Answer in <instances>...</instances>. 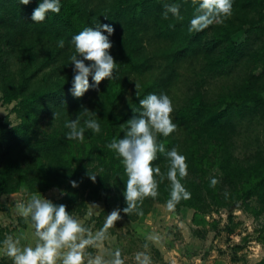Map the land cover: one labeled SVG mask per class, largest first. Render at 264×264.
Wrapping results in <instances>:
<instances>
[{
	"label": "trees",
	"instance_id": "obj_1",
	"mask_svg": "<svg viewBox=\"0 0 264 264\" xmlns=\"http://www.w3.org/2000/svg\"><path fill=\"white\" fill-rule=\"evenodd\" d=\"M173 2L180 5V15L164 16L165 5ZM201 2L61 0L60 12H49L43 21H32L38 0L28 4L0 0V21L6 22L11 31L10 39L0 34V43L4 39L8 44L15 41L26 57V65H36L18 83L8 80L2 90L4 103L15 102L13 111L19 122H0V196L20 187L30 193L60 188L64 196L54 202L64 203L68 211L77 200L81 206L112 188L124 191L128 179L125 166L115 150L107 147L108 142L125 133L127 120L142 107L139 99L150 92L178 97L176 90L181 85L185 91L172 115L177 127L167 136L159 133L157 139L166 150L175 146L186 157L187 174L177 176L191 193L180 202L193 209L191 223L198 227L208 224L204 209L211 206L210 210H228L231 221L233 210L246 207V200L252 196L263 211L264 141L258 130L261 124L264 131V37L260 39L264 34V0H233L232 14L222 23L214 21L201 30H189L190 19ZM250 10L255 11V17H246ZM98 20L114 27L110 51L119 62L116 78L103 79L98 89L90 88L79 98L69 91L73 72L36 85L38 71L53 66L57 59L58 40L63 38L65 43L60 48H66L73 34ZM241 31L245 38L236 44L233 36ZM47 34L53 35L54 45L46 40ZM181 69L187 73H181ZM131 77L139 83L127 110L118 111ZM210 80L216 81L214 86L204 88ZM94 100L102 111L98 114L103 117V133L86 129L81 141L68 138L67 127L61 132L50 124L56 111L71 113ZM241 131L248 140H242L243 150L253 146L255 150L245 156L246 166L244 159H233V167L225 166L227 157L231 158L228 140ZM49 152L58 153V162H46ZM93 160L99 169L95 180L89 178ZM152 164L160 168L159 179V173H154L158 195L144 196L133 210L121 211L127 218L133 219L153 203H165L170 198L169 158L165 152H158ZM216 166L232 183L230 189L225 191L215 176L202 175ZM213 177L217 179L215 185L210 183ZM71 180L78 185L73 187ZM127 203L124 199L120 209ZM211 225L217 227L218 222ZM258 264H264V258Z\"/></svg>",
	"mask_w": 264,
	"mask_h": 264
},
{
	"label": "rangeland",
	"instance_id": "obj_2",
	"mask_svg": "<svg viewBox=\"0 0 264 264\" xmlns=\"http://www.w3.org/2000/svg\"><path fill=\"white\" fill-rule=\"evenodd\" d=\"M247 16L255 17L256 13L250 10L247 12ZM0 34L4 38L10 39L11 31L6 22L0 21ZM260 37V39H263L264 34H261ZM46 38L50 44L54 45L53 35L47 34ZM233 38L236 44L242 43L245 34L241 31L236 33ZM250 39L259 40L254 36H251ZM14 43L15 41L12 44H8L5 39L0 43V122L6 121L11 125H16L19 122L16 113L13 111L15 102L4 103L2 101V90L7 85L8 80L18 83L24 74L29 73L36 67V65H26V57ZM66 45V48L59 47L57 59L53 66L38 71L37 81H34L36 85H45L72 72L69 57L75 51V47L70 41ZM216 54L214 53V55ZM180 72L187 73L185 69H181ZM256 73H259V70ZM138 80L136 77H131L128 92L118 111L127 110V105L130 103L136 85L139 83ZM215 83V80H210L204 88L211 89ZM184 91L185 88L180 85L176 90L178 97H171L173 107L180 103V98H182L181 95ZM84 106L97 111L98 116L96 118L101 125L100 133H103V117L98 114L102 111L99 109L96 100ZM79 110H72L73 112L71 113H57L56 111L50 124L52 127L64 132L65 127H67V121L74 119L76 115H80ZM171 115H173V112ZM83 119L84 117L81 116V123H83ZM49 129L47 128V130ZM69 130L67 127L66 131ZM258 132H260V140L264 141V131L261 128V124ZM231 137L227 144L231 158L227 157L229 161L225 160L226 164L224 163V165L233 167V159H244V164L240 163V165L246 166L245 156L252 154L255 146L251 149L244 147L243 150L241 146L242 140L244 142L248 141L245 139L244 131ZM179 139H182L181 135H179ZM60 155H62L61 152ZM44 159H46L47 163L49 161L51 163L58 162V153L49 152ZM89 168L93 175L96 176L99 169L95 160L92 161ZM202 175L207 178L211 176L218 178L219 184L221 182V187L225 191L232 187V183L229 182L228 177L220 167L216 166ZM159 176L160 173L157 176L158 179ZM123 192L120 189L112 188L108 194L102 193L99 199L86 201L81 206L79 204L80 200H77L70 206L68 211H71L74 217L92 233H95L104 225L107 214L114 208H120L125 199ZM32 194L43 195L53 202L64 196L62 189L54 187L47 191L35 193H30L25 187H20L14 193L0 196V264H14L13 258L7 255L6 244L4 243L9 235L18 239L22 247H34L38 240L31 218L21 215L17 208L20 202H27ZM180 202L181 200L176 203L173 209L167 207V202H155L147 212L133 219L125 217L121 212V219L108 227L107 239L97 242L95 245L87 246L85 251L91 252L93 255H108L112 250L119 248L124 264H138L135 259V254L138 251L148 252L152 264H258L262 261L264 258V210L261 211L262 209L255 197L252 196L246 200L248 203L246 207L235 208L231 213V221L228 220V215L230 214L228 210L220 207L216 211L210 210L212 206L206 207L204 209L205 219L208 224L203 227H198L191 223L193 209L185 205L181 206ZM92 203L97 206L93 207ZM143 205L147 206V203L143 201ZM90 211L91 214H89ZM213 221L218 222L217 227L211 225ZM84 235L86 236L87 233ZM154 235H158L160 239H152ZM66 250L65 248L64 251ZM56 264H61L60 258L57 259Z\"/></svg>",
	"mask_w": 264,
	"mask_h": 264
},
{
	"label": "clouds",
	"instance_id": "obj_3",
	"mask_svg": "<svg viewBox=\"0 0 264 264\" xmlns=\"http://www.w3.org/2000/svg\"><path fill=\"white\" fill-rule=\"evenodd\" d=\"M29 2L30 0H22L23 4ZM232 5L233 0H202L196 14L190 19L189 30H201L214 21L222 23L232 14ZM165 8L164 16L169 13L180 15V5L177 3L166 4ZM60 10L61 0H38L31 20L43 21L49 12L58 13ZM113 32L112 24L98 20L94 25L85 26L71 36L70 43L74 45L75 51L69 57L73 72L69 91L74 97H82L90 88L98 89L99 82L105 78H116L119 62L110 51L113 46L110 39ZM64 43L63 38L58 40V46L63 47ZM139 105L142 107L136 109L138 114L127 120L125 133L119 138L113 137L107 144L108 148L115 150L122 158L125 166L128 179L123 195L128 202L127 206L123 209H112L107 214L104 225L92 233L71 211L66 210L64 203L57 204L43 195L32 194L27 202H20L17 208L21 215L31 218L38 240L34 247H22L18 239L9 235L4 243L7 255L13 258L14 264H56L58 258L61 259V264H124L119 248L112 250L108 255H93L85 249L107 239V229L121 219V211L125 213L133 210L137 201L142 200L144 196L158 195L154 173H159L160 168L152 164L158 152H165L170 161L167 176L172 182V187L167 207L173 209L182 198L191 196L177 176L179 174L183 177L187 174L185 155L175 146L166 150L164 144L157 139V133L167 136L177 127L171 115L174 110L171 97L163 92H150L139 99ZM79 112L80 115L67 121L70 130L66 135L70 139L82 141L86 129L99 132L101 125L96 118L98 115L95 109L81 105ZM81 116L84 117L83 123ZM89 178L95 180L96 176L89 175ZM70 183L73 187L78 185L76 180H71ZM210 183L215 185L217 179L213 177ZM91 205L97 206L95 203ZM152 239L159 240L160 237L154 235ZM135 259L138 264H152L149 253L145 251H138Z\"/></svg>",
	"mask_w": 264,
	"mask_h": 264
}]
</instances>
